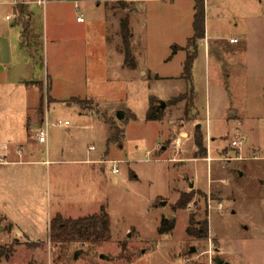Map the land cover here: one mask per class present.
<instances>
[{
    "label": "rangeland",
    "instance_id": "rangeland-1",
    "mask_svg": "<svg viewBox=\"0 0 264 264\" xmlns=\"http://www.w3.org/2000/svg\"><path fill=\"white\" fill-rule=\"evenodd\" d=\"M120 1L48 0L44 10L32 5L36 17L27 42H36L35 54L19 45L21 27L13 24L24 19L19 5L0 0V146L9 141L24 153L31 141L38 160L32 187L24 167L20 201L12 195L0 202V264H58L49 237L54 212L77 218L101 207L111 239L83 251L71 244L68 264H215L216 257L264 264V0H203L205 37L191 49V0L136 2L137 13ZM125 16L136 67L126 77L103 49L121 42ZM192 53L187 83L183 65ZM85 93L96 102L75 97ZM160 101L161 119L147 120L149 107ZM46 118L69 124L50 126L47 143H37ZM105 121L121 132L117 141L110 140L114 132ZM236 137L240 147L231 145ZM66 158L105 162L64 165L66 195L57 197L61 177L42 161ZM75 180L90 194L68 195ZM4 190L0 179V194ZM30 190L37 203L32 218L19 211L29 206ZM182 195L185 206L175 208ZM164 218L175 226L159 234ZM190 218L202 236L187 234Z\"/></svg>",
    "mask_w": 264,
    "mask_h": 264
},
{
    "label": "trees",
    "instance_id": "trees-1",
    "mask_svg": "<svg viewBox=\"0 0 264 264\" xmlns=\"http://www.w3.org/2000/svg\"><path fill=\"white\" fill-rule=\"evenodd\" d=\"M121 7L127 8L128 3L125 1H120L118 3ZM18 10L21 16L24 17L19 23H14V25H19L21 27V42L22 48L28 45V40L31 39L30 33V13L28 12L25 5L20 4ZM204 2L203 0H194V14L192 21L193 35L188 41V48H194L197 40L205 37L204 30ZM120 33L122 38L123 52H124V64L128 68L135 67V61L131 53L130 38L131 33L129 29V21L125 16L120 21ZM27 43V44H26ZM29 46V45H28ZM32 47V45H31ZM35 54L38 52L37 44L33 45ZM194 60V53L188 54L183 66V78L187 83L190 82V75L192 64ZM190 88V86H188ZM187 94V93H186ZM186 96L184 95L183 98ZM80 101H77L78 104ZM147 120H160L161 113L159 107H154L151 105L147 111ZM110 125L111 130L114 132L110 140L117 141L121 132L115 127V125L109 121H105ZM196 145L198 148L201 147V141L197 140ZM185 196L182 195L175 208L185 206ZM110 219L108 213L105 211L104 207H101L99 212L93 214H88L85 216H80L77 218L64 217L63 215L57 213L50 221L49 226V237L50 242L53 247L58 248V253L56 259L58 264L61 262L68 264L70 258L67 256V250L69 246L73 243H79L82 247V251L85 248L90 250L102 242L109 241L111 239V231L109 227ZM191 218L189 219V226L186 228L187 234L195 237L202 236L201 229L192 228ZM175 223L171 222L169 219L164 218L161 220L160 225L157 228L159 234L169 233L174 229Z\"/></svg>",
    "mask_w": 264,
    "mask_h": 264
},
{
    "label": "crops",
    "instance_id": "crops-1",
    "mask_svg": "<svg viewBox=\"0 0 264 264\" xmlns=\"http://www.w3.org/2000/svg\"><path fill=\"white\" fill-rule=\"evenodd\" d=\"M48 1V0H47ZM67 0H54L55 4H60L63 3ZM125 2L128 3V8L133 9V11L139 12L138 8H136V6L134 5L136 2H141V1H146V0H123ZM151 1H157V0H151ZM150 1V2H151ZM160 1H165V0H160ZM168 2H175V0H167ZM193 7H192V14L190 15V26L192 28V21H193V13H194V0H191ZM48 4V2H47ZM46 4V5H47ZM23 5H28L27 9L28 12L30 13L29 19H30V33L32 35V23L33 20H35V12L32 10V5H36L37 7H40L39 5H37L34 2H30L27 4H23ZM14 6V5H13ZM42 8V7H41ZM43 9V8H42ZM44 10V9H43ZM145 13H147L145 11ZM13 16H14V7H13ZM12 16V17H13ZM11 17V19H12ZM128 21H129V29L131 26V21H130V17H127ZM116 21V20H115ZM114 21V22H115ZM14 24V23H13ZM120 29V28H119ZM193 30V29H192ZM131 32V30H130ZM120 33V31H119ZM193 35V34H192ZM121 38V37H120ZM21 42V41H20ZM19 42V45H20ZM36 42H32V44L30 43L29 46L31 47L32 45V51H34L33 49V45ZM120 43H121V47H120ZM120 43H105L103 49L105 50L104 55L106 56V58H114L118 61L119 63V67L120 70L119 71H124V76L126 77L127 74H129L128 72H132L135 68H128L126 67V65H124V52H123V45H122V38H121V42ZM131 45V43H130ZM21 47V45H20ZM22 48V47H21ZM3 47L0 44V76H2V74L4 73L5 69L2 68V65H4L3 59L5 57L4 56V51H3ZM185 62V61H184ZM184 66V65H183ZM144 73V72H143ZM112 77V76H111ZM114 79V77H112ZM102 79L105 82H108L110 80V74H105ZM22 81L24 80H20V83H23ZM90 95V96H88ZM91 93H85V95L81 96H75V97H81L84 99H91L94 102L95 101V97L91 96ZM51 97L55 100H59L60 98H55L54 95H51ZM47 119V118H46ZM37 142V140H36ZM38 143V142H37ZM27 146L24 147V153H22V151L19 153L20 151V147H16L15 148V152L11 149V145L10 142L7 141V143H3L0 146V150H2V155H0L1 158H3V160L5 161V163L0 164V179H2L3 183H4V192L2 194H0V202L5 205L6 200L9 202L11 200V196H15L16 201L18 202V200L20 201V192L18 191V187L26 180L23 176V172H24V167L28 166L31 170V176L29 177L28 180V185L29 187H32V165H35L38 160H36L34 158L35 153L32 150V142L28 141L26 143ZM49 156V153H47ZM45 162V163H43ZM76 162H86L88 164H98L100 162H105L100 160V158L97 159H93V158H86V160H69L68 158L66 159H55V160H51V159H47L45 161H42L43 164H45L47 166L46 170L51 173L53 176L55 175H59L61 178L60 180H58L57 182V188L55 190V194L57 197H60L61 195H66L65 190H64V180L62 179V176L66 175L65 172V167L64 165L66 164H71V163H76ZM56 172V174L54 173ZM29 173V172H28ZM30 175V174H29ZM70 175V173H69ZM191 187V186H190ZM91 188H88L87 185L85 184H78L75 180L72 190L68 192V195H82L86 192H89L88 194H90ZM30 198L27 199L26 201L29 203V206L26 207H22L20 206L19 211H23V213L28 216L29 218H32V216L36 213V208L34 207L37 203L35 201V198L32 197V190H30ZM82 202V201H79ZM79 202H76L77 204H79ZM74 203V202H73ZM101 207V206H100ZM20 212L21 215L24 216V214ZM61 214L59 211H55L54 214ZM64 217H68L65 214L63 215Z\"/></svg>",
    "mask_w": 264,
    "mask_h": 264
},
{
    "label": "built area",
    "instance_id": "built-area-1",
    "mask_svg": "<svg viewBox=\"0 0 264 264\" xmlns=\"http://www.w3.org/2000/svg\"><path fill=\"white\" fill-rule=\"evenodd\" d=\"M30 2H34L37 5H39L40 7H42L43 9H45V6L47 4V0H12V5H20V4H27ZM17 16V15H15ZM14 17V16H13ZM7 19H11V17L6 16ZM77 21L83 22V17L82 16H78L77 17ZM231 43H235L238 41L237 38H230L229 40ZM67 125L69 124L68 121L62 122L61 120H58L57 122L54 123H49V121L46 119L43 123V125L37 129L36 131V140L38 143L41 144H45L48 141V132H49V127L50 126H61V125ZM175 145L176 146H180L181 140L179 138H177L175 141ZM242 144V140L239 139L238 137H236L235 139H233L231 141V145L233 147H240ZM5 163V161L3 160V158L0 157V164ZM113 165H112V172L116 173L118 172V167L116 165L115 161H112Z\"/></svg>",
    "mask_w": 264,
    "mask_h": 264
},
{
    "label": "water",
    "instance_id": "water-1",
    "mask_svg": "<svg viewBox=\"0 0 264 264\" xmlns=\"http://www.w3.org/2000/svg\"><path fill=\"white\" fill-rule=\"evenodd\" d=\"M159 108H162V109H164L165 108V103H163L162 101H160V106H159ZM123 111H119L118 113H117V118L118 119H121L122 117H123ZM199 128V126H197V129ZM191 187L193 186L192 184L190 185ZM166 204V201H162L161 202V205H165ZM171 220L173 219V216H171V218H170ZM191 252H194V248H191ZM103 257H105L103 254H101L100 255V258H103ZM74 259L76 258V254H74V257H73ZM214 262H215V264H229L228 262H226V261H223L222 259H220V258H218V257H216L215 259H214Z\"/></svg>",
    "mask_w": 264,
    "mask_h": 264
}]
</instances>
